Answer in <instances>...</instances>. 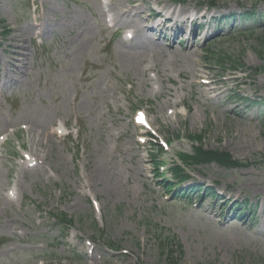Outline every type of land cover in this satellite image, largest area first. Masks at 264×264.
Returning <instances> with one entry per match:
<instances>
[{"label": "rangeland", "instance_id": "rangeland-1", "mask_svg": "<svg viewBox=\"0 0 264 264\" xmlns=\"http://www.w3.org/2000/svg\"><path fill=\"white\" fill-rule=\"evenodd\" d=\"M99 1L0 0V58L12 59L17 33L25 58L4 67L15 83L0 95V136L7 135L0 148V264H168L175 247L163 242L173 236L182 246L176 264H264V72L253 74L264 70V0H164L175 10L200 6L199 13L213 2L208 15L215 17L234 12L227 22L206 18L194 27L195 51L185 48L187 34L159 38L146 30L125 47L127 27L116 20L106 30ZM132 1L120 0L112 14ZM139 2L144 13L133 21L148 25L150 10L160 8L155 0ZM34 18L44 25L41 37L33 35ZM157 38L174 39L172 48H156ZM232 60L240 62L236 72ZM194 71L216 80L219 89L208 92H223L218 100H204ZM1 78L0 85L8 81ZM137 110L152 124L150 140L139 141ZM30 118L51 134H29L22 123ZM161 139L167 146L158 152L153 145ZM198 145L226 151L243 166L185 165L190 181L183 185L237 197L233 206L247 201L239 218L224 220L229 209L217 196L207 193L196 207V190L174 200L163 188V178L176 182L168 168ZM22 149L45 160L21 172ZM156 158L164 166L160 180ZM53 213L70 217L72 227L57 225Z\"/></svg>", "mask_w": 264, "mask_h": 264}, {"label": "bare ground", "instance_id": "bare-ground-1", "mask_svg": "<svg viewBox=\"0 0 264 264\" xmlns=\"http://www.w3.org/2000/svg\"><path fill=\"white\" fill-rule=\"evenodd\" d=\"M99 1V0H98ZM138 1L140 0H136V1H132L128 3V6L123 7V9H121L120 11L115 12L114 14H112V11H115V7L118 6L121 2L120 0H104V6L100 3L99 1V5H100V12L101 15H104V26L105 29H108V25L105 22V16L110 12L112 14V19H113V29L115 28V24H118V22L116 23V20L120 21V26L122 27H127L129 28L132 33L133 36L129 39L126 38H121L120 41L125 45V47H130L131 44L133 43L135 45L136 43V39H137V32L138 31H143L146 30L148 32H152V31H157L156 33H160L159 38L161 37L163 31L166 30H170L171 31V37L175 39H181L184 33H187L186 31L188 30V25L186 24L187 22L191 23V28L189 29L187 38H186V50H190V51H195V46L192 43V36L194 34V27H197V22H196V16H194V11L195 6H193L192 8H183L180 10H175L172 8L167 7L166 3L164 0H155V4L160 6V10H157L155 12H151L149 17H153L155 16L157 13H161L163 11H166V15H168V18H170V22H166L160 26L155 27L156 24L158 23H154L150 24V25H143L141 24L139 21H133V16H139L142 15L144 12L141 11L139 8L141 7L142 3ZM147 2H149V0H147ZM127 17L128 18V22L123 20V18ZM115 18V19H114ZM207 35L209 37H215L218 34H212L210 32L207 31ZM20 34H14L12 36V38L15 40V44L14 47L15 49L13 50L14 56L12 57L11 60H3L0 58V73L2 74V80H8L7 82H5L3 85H0V95L3 94V89H10L12 87V85H8V83H12L14 84V79L13 78H9L6 76L5 74V66L8 63H11L12 65H14L17 62H20L22 60H24L25 58L21 57L22 53L20 52V49L23 47L22 42L23 40H21L20 38ZM159 38H157V41L160 42H156L153 45L156 48H163L166 47V45L171 49L172 48V43L174 42V39L171 40L170 39V44H167L166 42H162ZM151 43L149 42V40L147 42H140L139 47H138V52H136L137 56H142L143 55V50L147 48V45H150ZM22 46V47H21ZM153 48V47H152ZM152 50V49H150ZM152 54V52H151ZM135 55V56H136ZM174 57V56H173ZM186 60L191 62V57L189 55H187V58H185ZM26 61V60H25ZM14 66L17 67V64H15ZM16 69V68H15ZM145 70V68H143V71ZM11 75H14L13 72L10 73ZM191 78L193 79L192 83L194 81H197V83L205 90L206 95L204 94L205 92L203 91L201 96L204 98V100H218V97H221V93L223 94V92L221 91H216L215 94L213 96L209 95V92H212L211 90H216L219 89L217 86V83L215 81L212 80V78L210 77L209 74H205V72L202 71V73H199L197 71H194L191 73ZM147 81V80H146ZM176 105V104H175ZM162 106V105H161ZM159 106V108L161 107ZM160 112V111H159ZM145 113H143V117L145 118ZM195 116H197L198 114H194ZM30 123V124H28ZM27 124L26 123H22L27 127L28 133L29 134H33L35 136H38V138L40 136L45 137L48 134H51L48 131H45V127H43L42 125V120H38L37 118H30L29 122ZM16 126V123L11 122V126ZM39 125V126H38ZM146 125L149 126V122L148 120H146ZM53 133V132H52ZM37 139L34 141L36 143ZM43 140H40L39 143L37 144H42ZM45 152V151H44ZM46 155L45 154H38L36 151L31 150L30 149V153L27 155V162H25L24 164H21L20 166V170L21 172H23L25 170V168L27 167V164L34 162L35 165L34 166H39L41 164L40 160H45L43 159ZM132 157V154H131ZM146 156H140V158L138 159L139 162L144 161ZM140 169L143 171V173L145 172V167L144 166H140ZM7 173V171H6ZM5 174L3 172V170H1V166H0V178L2 179V175ZM240 192V191H239Z\"/></svg>", "mask_w": 264, "mask_h": 264}, {"label": "trees", "instance_id": "trees-1", "mask_svg": "<svg viewBox=\"0 0 264 264\" xmlns=\"http://www.w3.org/2000/svg\"><path fill=\"white\" fill-rule=\"evenodd\" d=\"M246 15H250V13H247ZM222 63H225L226 61L220 57L219 59ZM231 68L233 69H238V65L240 64V62L232 60L231 62ZM264 70L263 69H255V71H253L254 75H259L260 73H263ZM196 141H200L201 137L197 136L194 137ZM181 161H182V165L180 164H173L171 170L174 174V177L181 179L186 178L187 176L184 174V167L183 165H200L203 163H209V162H215L220 166H223L225 168H233V167H242L243 163L234 159L228 152L226 151H221L218 149H204L201 145H198L196 147H194V150L192 151V153L190 154H185L181 156ZM173 184H167V188H171ZM176 195H183V193L181 192H176ZM54 218L56 219V221L58 222L59 225L65 227L68 226L69 224H71L73 222L72 219L67 218L66 215L64 213H61L60 216H56L54 215ZM170 237H166V239L164 240V246L165 245H172L173 247H175V250H169L170 254L168 255V264H176L177 259L175 256H173V254L177 253V252H182V246L180 243L176 242L174 236L172 237L171 240H169Z\"/></svg>", "mask_w": 264, "mask_h": 264}]
</instances>
